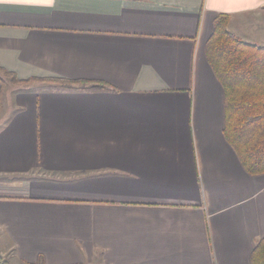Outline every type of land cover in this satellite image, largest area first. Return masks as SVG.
<instances>
[{
	"label": "crops",
	"instance_id": "0c3cea01",
	"mask_svg": "<svg viewBox=\"0 0 264 264\" xmlns=\"http://www.w3.org/2000/svg\"><path fill=\"white\" fill-rule=\"evenodd\" d=\"M218 15L264 46V0H0V68L31 81L0 85L2 260L250 264L264 174L224 138Z\"/></svg>",
	"mask_w": 264,
	"mask_h": 264
},
{
	"label": "trees",
	"instance_id": "16d2710c",
	"mask_svg": "<svg viewBox=\"0 0 264 264\" xmlns=\"http://www.w3.org/2000/svg\"><path fill=\"white\" fill-rule=\"evenodd\" d=\"M228 15H218L213 33L205 46L207 64L224 91V138L240 159L247 175L264 174V46L246 43L228 30ZM0 68L1 90L5 85L25 86ZM61 86L86 85L54 79ZM92 84L91 88H101ZM250 255V264H264V239ZM0 264H8L0 258ZM39 264H41L39 262Z\"/></svg>",
	"mask_w": 264,
	"mask_h": 264
}]
</instances>
